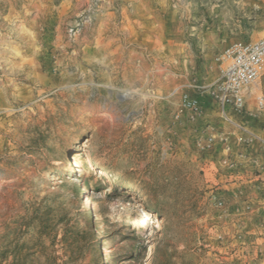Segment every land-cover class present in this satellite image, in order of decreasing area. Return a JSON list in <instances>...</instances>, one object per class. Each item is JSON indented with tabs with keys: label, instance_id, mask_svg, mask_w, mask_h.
Instances as JSON below:
<instances>
[{
	"label": "rangeland",
	"instance_id": "rangeland-1",
	"mask_svg": "<svg viewBox=\"0 0 264 264\" xmlns=\"http://www.w3.org/2000/svg\"><path fill=\"white\" fill-rule=\"evenodd\" d=\"M263 17L252 0H0V254L6 226L76 195L77 264H264V165L229 156L204 95L194 120L181 106Z\"/></svg>",
	"mask_w": 264,
	"mask_h": 264
},
{
	"label": "trees",
	"instance_id": "trees-1",
	"mask_svg": "<svg viewBox=\"0 0 264 264\" xmlns=\"http://www.w3.org/2000/svg\"><path fill=\"white\" fill-rule=\"evenodd\" d=\"M77 203L76 195L68 200L46 199L15 227L6 226L0 264H77L84 259L91 236L85 212Z\"/></svg>",
	"mask_w": 264,
	"mask_h": 264
},
{
	"label": "built area",
	"instance_id": "built-area-1",
	"mask_svg": "<svg viewBox=\"0 0 264 264\" xmlns=\"http://www.w3.org/2000/svg\"><path fill=\"white\" fill-rule=\"evenodd\" d=\"M222 68L216 81L193 88L196 93H185L181 106L191 119L203 113L200 95H206L217 107L222 119L264 146V141L234 121L232 115L264 114V38L254 42L233 43L217 58ZM254 102V112L248 110ZM212 139H209L211 142Z\"/></svg>",
	"mask_w": 264,
	"mask_h": 264
},
{
	"label": "crops",
	"instance_id": "crops-1",
	"mask_svg": "<svg viewBox=\"0 0 264 264\" xmlns=\"http://www.w3.org/2000/svg\"><path fill=\"white\" fill-rule=\"evenodd\" d=\"M252 2L254 6H257V5H263L264 1L252 0ZM262 23H264V17L258 22V26L255 27L253 31L260 30ZM258 32H262V30ZM249 42H254V40ZM262 90L264 91V81H263ZM195 93L196 91L192 86L191 94H195ZM201 96L203 97V95H200V99L202 98ZM204 96H205V106H207L205 107L207 109L204 108V111L207 114L208 119H210L211 121V126L209 127V129H211L212 131L215 129L226 131L222 137L225 139L226 151L228 152L229 156L231 157L233 155H237V159L243 164L242 167H246L250 169L253 168L252 165H254L256 169L257 167L260 169L264 165L262 161L264 157L263 144H261L258 141L256 142V140L252 139L244 132L237 130L231 124H228L227 122H225L226 123L225 124L220 114H218L214 110V108H216V105L208 97H206V95ZM248 110L254 112V104L252 105V101L248 105ZM232 117L235 122L243 125L248 132L254 134L258 138L264 136V114H246L244 116L232 115ZM248 175L249 173L245 171L244 177L251 178V176ZM261 176L254 177V179H263Z\"/></svg>",
	"mask_w": 264,
	"mask_h": 264
},
{
	"label": "bare ground",
	"instance_id": "bare-ground-1",
	"mask_svg": "<svg viewBox=\"0 0 264 264\" xmlns=\"http://www.w3.org/2000/svg\"><path fill=\"white\" fill-rule=\"evenodd\" d=\"M76 165H78V164H76ZM78 167H79V168H82L81 165H78ZM82 193H83V196H84V198H83V205H84L85 207H96V204L91 200V198H90V196L87 194L85 188H83V192H82ZM89 221H91V216H90V218H89Z\"/></svg>",
	"mask_w": 264,
	"mask_h": 264
}]
</instances>
